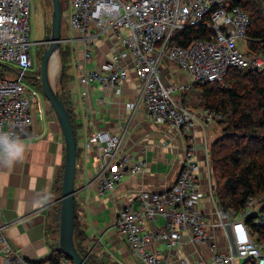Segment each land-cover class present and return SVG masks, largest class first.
<instances>
[{
    "label": "built area",
    "instance_id": "2783aa9c",
    "mask_svg": "<svg viewBox=\"0 0 264 264\" xmlns=\"http://www.w3.org/2000/svg\"><path fill=\"white\" fill-rule=\"evenodd\" d=\"M69 1L71 8L63 17L69 29L80 32V36H64L62 32L61 47L73 43L85 46L75 73L83 96L96 82L104 87L120 86L131 66L140 81L141 94L127 106L135 109L142 100L150 119L173 126L182 139V163L176 181L162 191L141 189L140 206L128 204L117 213L114 226L123 234L132 255L142 264H164L156 246L163 242L177 251L207 246L213 255L202 259L201 264H237L238 258L264 264V240L247 222L250 215L255 223L262 222V198L250 196L238 210L221 204L214 194L211 147L207 144L208 193L202 184L204 165L197 156L195 130L220 122L222 115L212 109H192L180 97L193 83L224 82L234 67L264 69V55L251 54L240 45V41L248 42V12L236 0ZM32 10L33 0H0V64L7 68L0 72V132L13 133L19 139L29 134L34 110L39 109V91L24 80L36 69L31 49L40 43L31 39ZM200 23L210 27L208 38H196L187 46L173 43L177 30ZM105 37L112 42L110 58L100 66L88 67L85 59L90 57L89 49ZM165 61L175 63L191 82L167 80ZM10 73L12 77L7 76ZM123 139V134L96 129L81 146L84 152L98 155L94 170L101 193L112 191L126 174H137L147 166L145 160L134 161L124 151ZM207 198L211 204L204 206ZM5 227L0 222V251L7 263L53 264L49 259L29 260L13 249ZM222 236L224 247L219 243ZM73 263L66 257L60 261ZM179 264L192 263L184 257Z\"/></svg>",
    "mask_w": 264,
    "mask_h": 264
},
{
    "label": "crops",
    "instance_id": "0c3cea01",
    "mask_svg": "<svg viewBox=\"0 0 264 264\" xmlns=\"http://www.w3.org/2000/svg\"><path fill=\"white\" fill-rule=\"evenodd\" d=\"M69 31H72L71 35H63L80 36V32ZM242 44L247 49L244 41H240ZM111 45L109 37L96 41L89 49L90 57L85 59L86 65L97 67L106 62L111 56ZM69 47L68 78L62 86L77 130L76 212L85 231V242L91 248L88 254L102 264H142L132 255L114 221L125 205L140 206L141 189L162 191L176 181L182 163V139L173 126L150 119L142 100L135 109L127 106V102L136 101L141 94L140 81L131 66L120 86L104 87L96 82L84 97L75 73L85 46L73 43ZM163 65L167 80H174L179 73L180 80H175L191 82L189 75L181 73L175 63L165 61ZM96 129L123 134L124 151L134 161L147 162L144 170L126 174L112 191L104 193L98 190L94 170L99 163L98 155L96 152L86 153L81 147ZM195 131L197 156L204 165L202 184L208 193L204 149L205 144L211 145L219 136L221 124L216 122L205 128L199 126ZM20 140L25 146L21 160L12 166L0 163V222L6 225L5 234L13 249L32 261L47 260L57 245L55 237L48 233L51 226L49 209L57 199L59 178L65 164V140L54 109L48 106L45 111L34 110L29 134ZM210 204L208 198L203 202L204 206ZM219 243L225 246L223 236L219 238ZM156 246L164 264H179L180 258L184 257L192 264H201L202 259L209 260L213 255L207 246L198 249L187 246L178 251L163 242ZM4 257L5 253L0 251V264H9ZM241 262L237 261V264Z\"/></svg>",
    "mask_w": 264,
    "mask_h": 264
},
{
    "label": "trees",
    "instance_id": "16d2710c",
    "mask_svg": "<svg viewBox=\"0 0 264 264\" xmlns=\"http://www.w3.org/2000/svg\"><path fill=\"white\" fill-rule=\"evenodd\" d=\"M236 3L251 17V24L246 32L248 52L264 55V0H236ZM209 20L210 16H207V21ZM210 32L207 23L189 25L174 33L173 43L187 46L196 38H208ZM60 59L63 62V80L58 85V91L69 109L77 136L70 103L62 86L68 78L66 68L67 62L71 59L69 46L61 47ZM180 97L188 106H191V101H196L197 104L194 105L197 107H191L212 109L223 117L219 122L221 133L210 145L215 197L221 204L237 210L250 196L261 197L264 209V69L234 67L230 69L224 82L193 83L191 88L180 94ZM62 177L63 172L59 178L57 199H54L49 209L51 226L48 233L57 241L48 258L53 264H60L64 257L69 258L59 248ZM261 219L262 222L255 223L254 216L250 215L247 222L259 232V239L264 240V215ZM74 237L78 250L92 264H102L88 254L85 231L76 211ZM241 264L256 262L246 259L242 260Z\"/></svg>",
    "mask_w": 264,
    "mask_h": 264
},
{
    "label": "water",
    "instance_id": "95a60500",
    "mask_svg": "<svg viewBox=\"0 0 264 264\" xmlns=\"http://www.w3.org/2000/svg\"><path fill=\"white\" fill-rule=\"evenodd\" d=\"M62 0H52V16L50 24L45 26V50L40 58V76L44 95L49 99L62 127L65 140V164L62 177V195L60 198V230L59 248L71 258L74 264H92L77 248L75 243V211H76V170L78 161V139L71 120L70 112L58 87L51 78V56L53 52L60 54L62 39ZM63 80L62 72L59 83Z\"/></svg>",
    "mask_w": 264,
    "mask_h": 264
},
{
    "label": "rangeland",
    "instance_id": "374dc122",
    "mask_svg": "<svg viewBox=\"0 0 264 264\" xmlns=\"http://www.w3.org/2000/svg\"><path fill=\"white\" fill-rule=\"evenodd\" d=\"M70 8H71L70 1L69 0H62L63 13H66L67 11H69ZM51 11H52V0H33V10H32V15H31V27H32L31 39L32 40L37 39L40 41V43L33 44L31 50L35 55H37V57H39L37 72L40 71L41 54L43 53V51L46 48L45 43L42 44L41 41L43 40L45 33H46L45 26L50 24V22H51ZM47 13H48V16H47ZM62 32L65 34L69 33L68 35L72 34V31H69V29L67 27V21H66L65 17H63V20H62ZM241 47L243 49H246V46L244 44H242ZM260 55H263V54H260ZM50 66H51L52 82L55 86L58 87L59 78H60V74L62 72V66H63V62L60 59V54L57 55V53H56V55L51 58V65ZM6 70H7V68L0 64V72H5ZM11 72H13V71L11 70ZM181 73L185 74V72L183 70H181ZM10 74L11 75H7V76L12 77L13 73H10ZM179 77H180L179 73H177V75L174 76V78L177 80H180ZM24 80L27 83L34 84V81L30 76H26L24 78ZM37 81H38V86H36V89L39 91V95H38L39 96V98H38L39 109H37V111H42V110L45 111L48 106L52 110L53 107H52L49 99L44 95L42 85L40 84L41 80H37ZM194 103L197 104L196 101H191L190 105L197 107L196 105H194ZM238 261H240L239 258H238Z\"/></svg>",
    "mask_w": 264,
    "mask_h": 264
},
{
    "label": "clouds",
    "instance_id": "9594fccd",
    "mask_svg": "<svg viewBox=\"0 0 264 264\" xmlns=\"http://www.w3.org/2000/svg\"><path fill=\"white\" fill-rule=\"evenodd\" d=\"M25 146L13 133L0 132V163L12 166L24 155Z\"/></svg>",
    "mask_w": 264,
    "mask_h": 264
},
{
    "label": "flooded vegetation",
    "instance_id": "af4514ba",
    "mask_svg": "<svg viewBox=\"0 0 264 264\" xmlns=\"http://www.w3.org/2000/svg\"><path fill=\"white\" fill-rule=\"evenodd\" d=\"M41 43L44 44V38L41 41ZM34 59H35V63L37 64L36 69L31 70L29 72V75L28 76H30L33 79V81H34V84L33 85L38 86V81L37 80H41L39 78L40 73H41V70L37 72L39 57H37V55H35L34 56ZM40 66H41V64H40ZM40 84L42 85V82L41 81H40Z\"/></svg>",
    "mask_w": 264,
    "mask_h": 264
},
{
    "label": "bare ground",
    "instance_id": "6f19581e",
    "mask_svg": "<svg viewBox=\"0 0 264 264\" xmlns=\"http://www.w3.org/2000/svg\"><path fill=\"white\" fill-rule=\"evenodd\" d=\"M55 55H56V52H53L51 58L54 57Z\"/></svg>",
    "mask_w": 264,
    "mask_h": 264
}]
</instances>
